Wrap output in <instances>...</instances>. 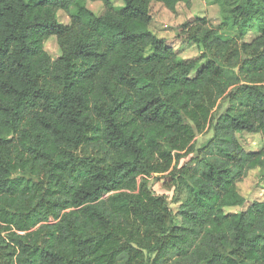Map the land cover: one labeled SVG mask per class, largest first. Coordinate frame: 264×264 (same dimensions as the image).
Listing matches in <instances>:
<instances>
[{"label":"trees","instance_id":"16d2710c","mask_svg":"<svg viewBox=\"0 0 264 264\" xmlns=\"http://www.w3.org/2000/svg\"><path fill=\"white\" fill-rule=\"evenodd\" d=\"M88 1L0 0V264H264V200L226 211L264 171L238 137L264 134V0H216L194 59L151 28L191 0ZM169 170L177 214L147 179Z\"/></svg>","mask_w":264,"mask_h":264},{"label":"rangeland","instance_id":"374dc122","mask_svg":"<svg viewBox=\"0 0 264 264\" xmlns=\"http://www.w3.org/2000/svg\"><path fill=\"white\" fill-rule=\"evenodd\" d=\"M114 4L120 7L123 5V0H114ZM88 6L97 14L104 11V4L102 1L89 0ZM152 12L154 18L151 23V28L158 35L165 37L168 43L176 48L179 56L184 59H194L200 54L197 44L186 37V28H188V25L194 24L199 16H206L209 24L215 27H218L221 23L220 6L216 0H191L190 5H187L185 2H180L175 12L162 3L154 1L152 3ZM58 20L68 23L70 22V16L67 12L60 10L58 12ZM220 33L229 35L232 31L222 29ZM257 35V32L249 31L245 39L252 40ZM46 49L53 58L56 59L60 56L61 47L56 36H52L46 41ZM226 106L227 102L223 99L220 100L215 109L216 113L221 112ZM211 135V131L200 134L196 142L200 145ZM238 137L248 150L259 149L264 145L263 133L243 131L238 133ZM189 158L190 157L182 159L179 164H184ZM169 172L170 170L167 172H157L148 176L147 179L149 186L155 193L167 196L171 208L177 214V210L187 194L186 191L171 186ZM139 181H142V177L139 178ZM238 188L246 197V202L241 206L227 207V212L243 211L254 201L264 200V171L261 168L250 170L247 176L238 183ZM176 217H178V215ZM177 220L180 221V217H178Z\"/></svg>","mask_w":264,"mask_h":264}]
</instances>
